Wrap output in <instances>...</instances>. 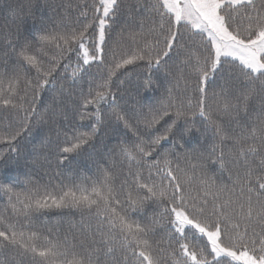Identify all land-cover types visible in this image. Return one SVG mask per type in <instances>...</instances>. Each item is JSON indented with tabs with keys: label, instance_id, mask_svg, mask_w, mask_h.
Instances as JSON below:
<instances>
[{
	"label": "snow or ice",
	"instance_id": "obj_1",
	"mask_svg": "<svg viewBox=\"0 0 264 264\" xmlns=\"http://www.w3.org/2000/svg\"><path fill=\"white\" fill-rule=\"evenodd\" d=\"M0 264H264V0H0Z\"/></svg>",
	"mask_w": 264,
	"mask_h": 264
},
{
	"label": "trees",
	"instance_id": "obj_2",
	"mask_svg": "<svg viewBox=\"0 0 264 264\" xmlns=\"http://www.w3.org/2000/svg\"><path fill=\"white\" fill-rule=\"evenodd\" d=\"M66 2L67 3H74L75 2V0H66ZM75 166V165H74ZM81 168H83L84 167V165H83V162H81L80 163V165H79ZM47 179V178H46ZM55 222V218L53 217V223Z\"/></svg>",
	"mask_w": 264,
	"mask_h": 264
}]
</instances>
